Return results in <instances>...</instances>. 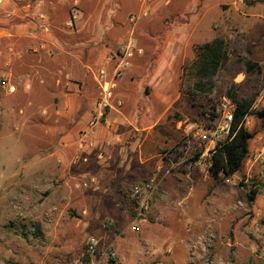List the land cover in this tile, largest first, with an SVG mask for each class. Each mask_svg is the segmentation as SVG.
I'll return each mask as SVG.
<instances>
[{"label":"rangeland","instance_id":"374dc122","mask_svg":"<svg viewBox=\"0 0 264 264\" xmlns=\"http://www.w3.org/2000/svg\"><path fill=\"white\" fill-rule=\"evenodd\" d=\"M32 1L40 4L39 10L45 11L47 16L49 14L43 5L53 8L58 2ZM105 1L108 2L103 5ZM259 1L121 0L120 3L119 0H81V4L76 7L71 1L65 11L59 13L57 22L52 23L54 28L50 24V32L62 43L63 49L57 56L56 53L51 57L47 55L50 58L47 64L51 67V80L41 79L37 74L27 77L29 73L25 71V65L31 58H27L25 52L20 51L27 45L23 41L25 36L15 38L14 47L21 54V58L15 59L9 67L5 66L7 46L4 42L1 44L0 77H9V74H12L11 84L16 87L13 93L0 90V136L9 139V142L3 145L5 149H0V179L1 175L6 177L8 174H26L31 178L24 184L9 183L6 180L0 182V264H73L89 235H97L104 242V235L114 232L112 228H102L104 223L112 220L108 213L114 206L113 192L120 194L121 190H127L128 181L133 182V179L126 180V177L133 175L134 168L141 167L140 161H145L143 167L147 169H142L145 173H141V178L152 175L158 168L154 163L158 160L155 157V148H152L154 142L159 141L160 151L174 145L185 137L186 125L198 123L200 117L194 105L211 107L208 99L192 100L180 89L183 69L194 60V49L197 45L216 37L226 42L229 61L221 72L227 80L231 79L235 84L244 79L242 73L234 74L237 55H241L245 60L263 61L260 65L259 85L250 89V92L255 99L263 93V99L257 109L264 107V23L248 21L253 16L264 15V3ZM27 2L28 0H6V6H0V18L3 20H7L4 10H14L13 22H7L14 31L25 25L22 20V6ZM72 8L79 12L73 27L69 28L67 22ZM142 11H146L145 17L141 15ZM32 15L34 14L31 13ZM132 16L136 17L134 22L131 21ZM14 31L13 34L16 33ZM130 39L136 47L134 57L118 80L113 100L110 102L113 108L107 109L106 113L104 111L103 117L109 120L120 117L123 130L129 126L136 130L122 143L110 146L111 149L103 147L100 142L98 145L96 135H92V146L87 148L90 150L87 156L92 161V167L94 166L88 170V177L96 174L99 176L108 168L118 167L114 172L118 175V183L123 185L116 184L110 191L100 188L105 183L104 176H100L97 180L98 190L94 191L93 187L83 186L85 179L80 178V171L77 172L73 167L66 168L65 171L66 175L72 176L64 178L62 176L65 174L61 173V176L53 175L46 182L34 181L32 176L37 169L33 163L47 152L46 141L54 146L59 138L55 131H62L64 135L72 132V128L75 129L76 113L67 114L70 105L62 103L60 97L64 94L74 96L69 82L76 81L78 70L74 66V60L68 59L73 62L72 67L75 69L68 68L58 74L61 67L59 65H63L64 60H61L62 51L68 52L73 44L88 45L95 41V50L105 48L108 56L114 59L120 45ZM59 78L61 82L57 84ZM82 79L80 93L85 96L87 78L84 76ZM89 80V112H93L100 95L90 73ZM227 80L221 81L210 96V99L217 100L218 116L224 99H229L223 94L228 85ZM69 101L71 102V98ZM82 103L83 101L78 102L79 106L84 108L85 102ZM102 119L99 122H102ZM108 125L104 122L102 126L106 133ZM245 127L253 133V138L243 171L221 185L209 179L203 191V194L207 195L206 206L214 208L213 195L223 194L232 196L225 206L239 204L246 209L249 190L264 191V173L248 180L245 176V168L249 167L247 159L264 147V120L249 116L246 118ZM81 128L79 125L78 129ZM94 130L96 131V128ZM175 133L176 136H173ZM82 149H79L78 155H86L81 153ZM98 154H103L102 158L97 157ZM257 164L264 166V160L256 162ZM150 165L153 166L152 169ZM178 173L177 169L169 173L162 170L159 176ZM59 199L62 200L60 203ZM182 207L187 206L183 203ZM193 209V206L189 207L191 213L186 216H155L148 219L147 223L154 226L146 231L143 240L150 242L149 246L157 249L160 259L158 264H189L191 252L186 250V242L180 245L178 241L191 233L196 234L193 238L195 239L208 225H211L214 239L205 246L198 247L195 252V256H198L196 264H263L260 259L264 245L255 240L251 231L244 229L253 220V215L248 216L250 213L243 212L239 218L246 225L237 233L238 239L244 243L238 245L229 214L215 216L211 214V209L195 214ZM259 222L262 227L261 221ZM171 223L175 225L174 228L166 226ZM125 239L126 242H137L136 248L140 249L143 255V245L138 243L135 236L127 235ZM121 263L124 262L121 260ZM127 264H137V261L133 258Z\"/></svg>","mask_w":264,"mask_h":264},{"label":"crops","instance_id":"0c3cea01","mask_svg":"<svg viewBox=\"0 0 264 264\" xmlns=\"http://www.w3.org/2000/svg\"><path fill=\"white\" fill-rule=\"evenodd\" d=\"M71 1L75 5L74 7H76L77 4H81V0H58V2L53 5L54 6L53 8H50L51 6H46L45 4L43 5V8L47 10L49 14L48 19L49 22L51 21L49 24L57 22V19H59V13L65 11V9L67 8V6ZM119 1L121 3V0ZM107 2L108 1H105L103 5L107 4ZM39 7L40 4H36L32 0H28V2L22 6V9L24 11V15H22V20H26L27 18H29L31 16V13L35 14L34 11H38ZM78 12L79 11L76 8H72V10L69 12V19L71 17H74V23L78 18V14H77ZM248 21H250L249 23H256V21H258L263 24L264 15L253 16L252 19L250 18ZM7 22L8 20L5 19L3 20L0 18V46L3 42L6 44L5 46L8 45L14 46L16 44L15 38L24 37L26 26L28 25L27 24L24 26L22 25L19 26L18 29L15 30L16 33L13 34L14 28L13 27L10 28ZM24 38L25 39L23 41L27 45L22 48L23 50H20L19 48L18 49L22 52L24 51L26 54L25 56L27 58L28 57L29 59L31 58L30 62H27V65H25L26 66L25 71L29 73V76L27 77L30 78L32 77V75L35 74L34 76H36L37 74L41 79L44 78L51 80V78L49 77V74L51 73V69H50L51 67L47 63L50 61L49 57H51V55L54 56V54L56 53L55 56H57L58 52L60 53V50H63L61 46L62 43L59 40H57L51 32L48 35H41L39 37L40 38L39 42L40 40H43V42L46 43L47 47L51 51V55L48 57L46 54L42 52L36 54H31L30 52H28L27 47L31 44L35 45L38 41L31 40L26 37ZM94 46H95V41L91 42V44L88 45L73 44V46L68 50V52L62 51L63 58H61V60L63 59L64 60L62 61L63 65H59L61 67L58 70V74L62 73L63 71L65 72V70H68V68L69 69L71 68V70L74 68L72 67L73 62H69V60L70 61L74 60V66L78 70V78L76 79V81H74L73 83L69 82L71 86L70 88L71 90H73L72 93L74 96L69 97L67 94H64L60 97L62 103L65 102L68 105H70V109L66 113L69 115L76 113L77 117L75 116L76 122L74 124L75 129L72 128V130H70L72 132H67V134L64 135H62L63 133L62 131L54 130L55 133L57 134L56 136L59 137L58 142L53 146L52 144H50V142L46 141L45 144H47V147L45 149H47L46 150L47 152L42 157H40L37 162L33 163L34 164L33 166H35L37 169V171L34 172L35 175L32 176L34 181L37 180L39 182H46L53 175L61 176V173L65 174L62 176L64 178L66 176H72V174L66 175L65 171L66 168L73 167L77 170V172L80 171V173L78 174L80 175V178L85 179V181L82 182L83 186L84 187L88 186L89 188L93 187L92 190L94 191L98 190L97 180L99 179L100 176L101 177L104 176L105 178V183H103L102 187L100 188H104L110 191L116 187V184H120L118 183L119 182V178H117L118 175L116 172H114L117 171L116 168L118 167L108 168L106 172L101 173V175L99 176L98 174H96V176L90 178L88 177V174L90 173L88 172V170L90 168H93L94 166L92 167V161L88 157L90 154L89 152L90 150L87 149L88 147H86V145H82V143H80V133L83 132L84 129H86V124L97 110V106L96 107L94 106L93 112H89V108H90L89 101L91 100V98L89 97L91 91L88 90V88H91L89 73L92 76L93 82L95 83V85H97L95 81L96 73L102 66L108 65V62H110V59H112L108 56V51L105 50V48L103 50L100 49L95 50ZM83 55H86V57L84 58ZM252 61L257 62L259 65L263 64L262 63L263 61L259 62L256 59ZM57 62H61V61L57 60ZM59 66L57 65V67ZM84 76L87 78V82H86L87 90L86 92H84L85 96H83V94L80 93L81 91L80 83L83 80L82 78H84ZM11 78H12V74H9L10 82H11ZM41 81L43 82V80ZM60 82H61V78H59V80L56 81L57 84H60ZM70 98H71V102L69 101ZM78 98L79 101L81 102L83 101V103L85 102V105H83L84 108H81L79 106ZM81 99H85V100H81ZM112 108L113 106L111 105L110 108L107 109L109 110ZM107 109L105 110V113ZM103 118L104 119H102V122H98V124L96 125L95 127L96 131L94 130V136L96 135L95 139L97 141V144L99 145L100 142L101 144H103L102 145L103 147H110V146H114V144L122 143L125 138L133 134L134 130H136L134 127L130 128V126L124 128L123 130L121 123L122 120L120 117L110 118V120L109 118L108 119H105V117ZM104 122L109 124L108 133H106L105 130L103 129L104 127H102ZM79 125L82 127L81 129H78ZM173 136H176V133ZM7 142H9V139H4L3 137L0 136V149L4 150L5 147H3V145H5V143L7 144ZM158 142L159 141L154 142L152 148L153 147L155 148V152L157 153L155 157L158 158V160L155 161L154 163L156 164L157 167L161 165L160 166L161 168L164 165L162 161V152L165 149L167 150L171 148L173 145L168 148L161 149L160 151L159 150L160 146L158 145ZM81 145L84 146L82 147L83 149L81 153H84L86 155H81V154L78 155L79 146ZM102 155L103 154H98L97 157L102 158ZM144 163L145 161H140L139 164L141 167L134 168L133 175H127L126 180L133 179V182L128 181L129 186L127 190L126 191L121 190L120 194H115L117 192L115 193L113 192L112 195L113 196L112 199H114L112 204H114V206H112V208L109 209L108 214L109 217H111V219L113 220V226L111 228L114 230V232L112 234H105L104 235L105 237L103 239L104 242L103 241L102 242L106 245H111L113 249L116 251L118 256L117 264H127V262L133 258L137 261V264H158L160 262L159 255L157 254L156 251L157 249L154 246H149L151 245L150 242L148 241L144 242L143 240L145 238L146 231H148L149 229L152 228V226H154L152 224L147 223L149 218H153L155 216H160L162 218L175 216V215L186 216L189 213H191L189 211V207L192 206L193 208H195L193 209V213L195 214L199 212L201 213V211L205 212L208 209L212 208V206L210 205L206 206L207 195L203 194V191L206 188L207 181L209 179L211 180L209 175L200 173L199 171L193 174H183L179 172L178 174L160 177V188L158 192L159 194L152 198V200L150 201L149 209L144 214V216L137 217L138 204L134 199L130 197L129 190L133 185L142 183L146 179V178L145 179L141 178V173L143 172L142 169H144L143 167ZM250 166L251 168L249 169ZM250 166L249 167L247 166L245 168V171L247 169V172H245V176L247 180L249 179V177L252 176L263 175L264 173L263 165H259V164L256 165V163L252 162ZM150 167L151 169L153 168L152 165H150ZM111 169H115V170H111ZM29 170L30 169H28L27 172H29ZM144 170L146 171L147 169ZM15 176L16 175L14 174H8L6 177L1 175L0 182L6 180V182L9 183L17 182L24 184L25 182L29 181L28 179L31 178L30 175H26V174L22 176L21 175L20 176L18 175L16 177ZM120 185L122 186L123 184L121 183ZM200 193L203 195L201 196L198 195ZM213 197H215V200L213 202L215 207L211 209L213 210L211 214H214L215 216H219V215L224 216L227 214L230 215L232 222L231 225H233L232 230L233 232L235 231L236 233L235 236L236 237L235 240L237 241L236 244L241 245L243 243L238 239L239 237L237 236V233L239 232V230H241L242 226L246 225V223H243L244 221L240 220L239 218L243 215V212H247L250 213L248 216L253 215L254 218L248 226L246 225L244 227V229L251 231L256 238L255 240L259 244L264 245V191L258 192L255 199L251 203L247 204L246 209H244L239 204L238 205L232 204L225 206L227 202L232 199V196L230 195L214 194ZM61 201L62 200L59 199L58 203H60ZM183 203L187 206L185 207L186 209L182 207ZM169 219L170 218H168V220ZM258 221H261L262 227L259 225L260 222L258 223ZM104 225L105 223L102 225V228L107 229L104 227ZM166 226L167 227L171 226L172 228L175 227L173 223ZM127 235L135 236V239L138 241V243H141L143 245V250H144L143 255L141 253V250L136 248L137 242L136 243L130 241L126 242L127 239L125 238L127 237ZM195 235H196L195 233H191L189 236L183 237L181 241H178V243L182 245L183 243L185 244L186 242L185 244L186 250H189V243L194 238ZM89 236H95L97 238H100L97 235H89ZM196 258H198V256H195V253L192 254L190 253V259L188 263L196 264L195 263ZM121 260L124 263H121ZM260 261L262 260L260 259Z\"/></svg>","mask_w":264,"mask_h":264},{"label":"built area","instance_id":"2783aa9c","mask_svg":"<svg viewBox=\"0 0 264 264\" xmlns=\"http://www.w3.org/2000/svg\"><path fill=\"white\" fill-rule=\"evenodd\" d=\"M150 0H146L149 2ZM242 1V0H238ZM145 2V3H146ZM6 6V0H0V6ZM3 6V7H5ZM41 8V7H40ZM5 18L8 22H13L15 12L13 9L4 10ZM141 15L146 16V11H142ZM29 24L26 26L25 37L31 40H37L35 45L28 48V52L31 54L44 53L51 55L50 49L47 47L43 40H40L41 35H48L50 33L49 19L45 11L38 10L34 15L29 17ZM136 20L135 16L131 17V21ZM74 25V17H71L67 26L72 28ZM12 28V26L10 27ZM136 47L134 42L130 39L123 43L119 47V51L116 57L108 65L102 66L95 75V81L97 89L99 90L100 97L97 100V110L91 119L86 124V129L80 133V143L90 148L92 146L91 136L94 135V128L98 122L103 118L104 111L110 108V102L113 100L114 91L117 88L118 80L121 78L122 73L128 68L130 60L134 57ZM5 53L7 59L5 66L9 67L15 59H20L21 54L17 52L12 45L6 47ZM0 90L8 93H13L15 88L11 84L9 77H0ZM263 93L255 99L250 111L257 109L261 103ZM235 109V103L230 99H224V105L219 110V118L214 126L207 127L205 123H189L185 126V137L190 140L188 144L195 148H200L201 151L194 161V165L197 167L200 173L208 174V170L212 165V157L216 153L217 149L223 144L227 143L232 138V123H233V111ZM86 140L87 142H82ZM193 143V144H191ZM79 146L81 149L83 146ZM264 160V147L260 151H255L252 156L247 159L249 166L251 163ZM179 166L178 164L163 165L158 167L152 175L146 178L142 183L133 185L129 194L138 204L137 217H143L148 211L150 201L153 197L157 196L160 188V176L159 173L165 170V173L172 172ZM251 166L249 167V169ZM252 177H249L251 179ZM229 182V181H227ZM233 184V183H232ZM212 222L213 220L210 219ZM211 223V222H210ZM113 226V221L105 223L104 227L110 229ZM214 239V235L211 231V225H208L205 230L195 239H192L189 243V250L191 253H195L198 247H203L207 242H211ZM261 260L264 264V251L261 253ZM118 256L116 251L111 245H106L100 238L95 236H88L84 242V251L74 261L73 264H117Z\"/></svg>","mask_w":264,"mask_h":264},{"label":"trees","instance_id":"16d2710c","mask_svg":"<svg viewBox=\"0 0 264 264\" xmlns=\"http://www.w3.org/2000/svg\"><path fill=\"white\" fill-rule=\"evenodd\" d=\"M263 2L264 0H260ZM25 25L29 24L26 19ZM195 58L192 63L183 69L180 81V89L189 96L190 99H208L211 107L194 105L199 113L198 122L205 123L207 127H212L217 122L219 116L216 113L217 100L210 99V96L218 88L221 81L227 80L221 70L226 67L229 61L226 42L216 37L210 42L196 46L194 49ZM236 71L234 74L242 73L244 79L241 83L235 84L231 79L227 80V87L224 95L235 103L233 111L232 138L227 143L217 149L212 157V165L208 170V175L213 182L221 185L229 181L234 175L240 174L244 162L249 154L250 141L253 133L245 127L246 118L256 116L264 120V107L250 111L255 101V96L250 89L259 85L261 66L254 61L245 60L241 55H237ZM235 62V60H234ZM188 137L181 138L171 148L162 152L164 165L178 164V172L183 174L197 173L199 170L194 165L200 148H191L188 144ZM258 193L257 189H250L247 194V201L251 203ZM84 251V243L79 251V255ZM78 255V256H79ZM71 263V261H69Z\"/></svg>","mask_w":264,"mask_h":264}]
</instances>
